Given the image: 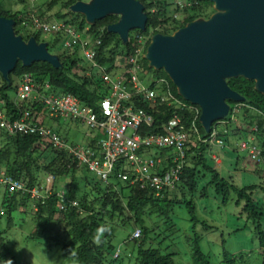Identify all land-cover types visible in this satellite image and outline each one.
I'll use <instances>...</instances> for the list:
<instances>
[{
	"label": "trees",
	"instance_id": "trees-1",
	"mask_svg": "<svg viewBox=\"0 0 264 264\" xmlns=\"http://www.w3.org/2000/svg\"><path fill=\"white\" fill-rule=\"evenodd\" d=\"M18 1L23 3L26 0ZM77 1L83 0H47L48 3L43 2L38 7L36 6L34 12L44 19L46 11L60 5L62 11H55L53 15L56 19L64 20L66 23H78L76 25L79 28H84L87 24L83 16L74 14L70 17L73 13L69 11V7ZM138 1L144 5L148 16L145 30L138 29V36L148 38L144 53L153 35L158 33L171 34L174 30L184 27L191 21L209 18L215 11L213 2L209 0H185L187 7L184 10H178L177 7L169 10L170 5L167 4V0ZM190 3L191 6H189ZM43 5H46L45 13L41 12ZM154 6H156V10L151 12L150 10ZM177 11L178 14L183 15V20L180 22L178 19L180 16H175ZM0 14L15 21V33L21 35L25 41L34 37L37 42H43L41 40L43 35L33 30L32 12L17 11L13 14L12 11L3 8L0 4ZM74 17L78 18L79 22L73 19ZM118 19L119 16L110 15L97 21L91 27L93 33L99 32L101 28L104 29L102 44L98 48L97 61L101 66L105 65L108 70L110 68L108 66H111L116 54L132 52L131 44L136 40L129 35V42L123 46L118 34L108 32L107 27L115 24ZM170 22V26L178 24V27L170 29V26L167 25ZM61 38V33L56 35L54 42L47 43L48 48L59 42ZM71 52V50L65 51L63 49L57 53L62 67L56 68L45 61H35L30 66H23L22 62L19 61L9 73L7 81L0 77V101L3 103L0 108L5 111L9 118L12 120L19 118L25 108H30V112L36 113L37 118L38 111L44 110L42 104L32 100L28 102L16 101V97L10 94L12 88L17 87L19 80L26 73L32 74L36 83H47L55 94H72L82 104L98 111L100 100L106 96L104 90L106 88L99 78V70L94 69L90 76L81 74L80 69L85 73L87 68L82 64L80 65L81 58L78 56L77 49L73 51L74 54ZM140 62L141 65L152 71L156 78H164L166 81L161 87L157 83H152V88L157 90L160 88L170 89L172 95L184 103L185 100L180 96L177 87L166 72L149 67L145 58H142ZM227 82L233 90L242 96V99L239 101L227 100L230 110L225 119L228 124L227 127L232 126L228 133L222 135L224 147L229 144L230 136H236L242 132L247 136H256L254 142L248 143V145L260 146L262 149L261 158L263 157L261 160L264 161V95L255 89L254 80L238 76L228 79ZM185 102L189 103L188 101ZM139 105L152 113L156 119V123L147 131L159 130L161 123L177 113L182 116L187 127H190L197 115L195 120L199 130L203 136H207L199 122L200 108L198 105L191 104L193 109L178 106L176 103L171 107L160 104L151 107L148 102ZM238 111L239 113L242 111L241 115ZM239 115L240 117H238ZM236 117L240 118L242 123L250 125V132L239 126L240 122L236 123ZM52 120L61 119L52 118ZM254 126H257V130H254ZM3 134L2 137L5 141L0 144V171L4 170L13 178L25 182L28 187L38 185L42 174H52L56 179L70 178L67 199L77 200L84 213L79 214L75 208L70 206L66 210H59V199L54 191L45 200V203H39L36 212L37 224L30 238L40 237L48 241L49 246H60L66 254L71 249L76 254V260L79 264H175V252H167V249L173 244H167L163 248L162 246H152V242L149 241H166V238H159L160 240H158L154 235L159 236L156 230L161 226L159 224L161 221L166 226L175 225L171 214L176 206L184 205L188 209L193 223L199 222L195 202L193 198L189 199V197L198 193L199 190H201L200 194L203 192L206 196L207 189L212 183L216 185L218 193L222 191L225 194V201L231 189L235 192L238 205L243 204V211L246 213L247 220L255 226V233L259 237V246L264 253V225L262 223L264 207L257 199L258 191H264L262 183L261 185L250 184L239 188L227 181L225 177L220 175L217 163L209 156L208 146L200 143L195 136L192 138L195 140V144L189 145V149L186 151L187 162L180 183L176 189L167 192L164 197H157L154 190L131 185L129 182L119 179L117 175H113L108 184L100 180H93L88 177V172L91 173L88 168L80 165L63 149L55 148L52 145H46L44 149L36 147L37 138L34 136ZM211 153H213L212 150ZM207 174L211 177L209 181L205 182L204 180L208 178ZM178 192L181 193V197H178ZM187 195L190 196L187 197ZM21 197L18 193H13L12 195L6 194L2 198V206L9 213L7 222L9 227L12 225L11 212L19 206L25 205L24 199ZM130 223L134 226V230L139 226L141 236L132 239L130 235L125 239L127 243L132 242V246L137 249V255L127 252L128 262L123 263L122 251L119 256H114L118 249L114 240L117 227H124ZM101 226L107 228L108 231L103 234L102 243L97 245L93 243V236ZM4 233L0 231V259L11 256V251L5 246ZM191 241L195 264H212L209 256L202 251L201 236L196 234ZM159 242H157L158 245H160ZM230 257L235 260L231 253ZM243 257L244 255L241 254L236 259L242 260Z\"/></svg>",
	"mask_w": 264,
	"mask_h": 264
},
{
	"label": "built area",
	"instance_id": "built-area-1",
	"mask_svg": "<svg viewBox=\"0 0 264 264\" xmlns=\"http://www.w3.org/2000/svg\"><path fill=\"white\" fill-rule=\"evenodd\" d=\"M33 5L38 0H26ZM180 7H184L182 0H177ZM32 26L36 32L44 35H58L61 33V44L66 50L80 49L87 61L84 73L90 76L94 69H98L99 78L106 92L98 105V111L80 102L72 94L57 95L47 83H36L32 74H24L16 87V101H35L44 105V111L50 119L56 118L65 122L86 124L90 129L91 142L86 144L69 143L55 129L44 125L36 113L25 108L20 117L12 120L5 111L0 109V131L7 135L34 136L36 146L44 149L46 145L65 150L80 165L96 175L100 181L108 184L113 175L131 185H138L144 189L154 190L155 196L164 197L167 192L176 189L181 181V175L187 162L189 145H194L195 138L206 144L211 151L212 145L224 146L223 134L227 128H219L224 121L211 124L207 136H203L196 123V117L187 127L182 116L177 113L160 124L159 130L147 131L156 123L153 114L140 103L148 102L154 105L173 106L175 103L184 108L193 109V103L181 102L172 95L170 89H154L146 86L139 78L141 70L140 58L143 55L146 40L136 39L131 45L132 52L118 53L111 63L109 70L97 61L98 48L102 44L103 28L97 33H91L90 26L83 29L65 21L42 20L32 14ZM110 26V25H109ZM160 84L162 80H157ZM1 85V79H0ZM38 115V113H37ZM145 131V132H144ZM248 149V162L260 160L262 149L258 145L243 144ZM160 151L162 154H153ZM211 158L218 163L219 157L211 153ZM118 167L119 170H118ZM55 177L48 175L43 184L28 187L25 182L0 171V191L10 194L18 193L27 197L37 212L39 203L54 192ZM58 197V209L66 210L73 207L79 214L84 211L77 200H68L67 191L55 192ZM141 236V230L136 228L132 239ZM121 253L120 247L115 257Z\"/></svg>",
	"mask_w": 264,
	"mask_h": 264
},
{
	"label": "water",
	"instance_id": "water-1",
	"mask_svg": "<svg viewBox=\"0 0 264 264\" xmlns=\"http://www.w3.org/2000/svg\"><path fill=\"white\" fill-rule=\"evenodd\" d=\"M215 12L197 19L172 34L151 37L145 59L149 67L163 70L185 100L200 107V122L208 132L214 121L227 116L228 99L242 96L227 80L242 76L255 81L264 95V0H209ZM93 25L110 15L119 16L108 32L116 33L124 44L133 29L145 30L147 13L138 0L77 1L69 7ZM15 21L0 14V73L8 80L17 63L30 66L45 61L59 68L57 55L46 42L34 37L25 41L15 33Z\"/></svg>",
	"mask_w": 264,
	"mask_h": 264
},
{
	"label": "rangeland",
	"instance_id": "rangeland-1",
	"mask_svg": "<svg viewBox=\"0 0 264 264\" xmlns=\"http://www.w3.org/2000/svg\"><path fill=\"white\" fill-rule=\"evenodd\" d=\"M46 1L47 0H38L36 6L38 7V5ZM83 1L86 2L89 0ZM0 4L3 8L12 11L13 14L17 11H30L32 9V5L30 3L28 4L27 1L22 3L18 0H0ZM43 6L41 12L45 13L46 5ZM171 9L173 10L172 7L169 8V10ZM59 10H61L60 5H56V7L46 11L44 19L55 20L56 18L53 15L55 11L57 12ZM72 16H74V13L70 15V17ZM178 16H180L178 17V19H180L179 22L182 21L183 15L178 14ZM73 19L79 22L78 18L74 17ZM170 24L171 22L167 25L170 26ZM177 25L178 24H172L169 28L173 29ZM129 35L132 38H138V29L131 30ZM41 40L46 43H52L55 37L46 34L43 35ZM143 40H145V38H143ZM48 50L51 54L57 55V53L62 50L61 43L53 44ZM81 63L87 66V61L83 56H81ZM138 76L146 86H150V84L156 80L154 73L143 65ZM0 77H2L1 73ZM10 94L16 97V88H12ZM2 105L3 103L0 101V106ZM241 113L242 111L239 114L241 115ZM240 115L238 117H240ZM238 117L235 118L236 123L240 122L241 124L239 126L250 132V125L242 123L241 119ZM47 121L46 124L48 125L54 124L53 121ZM61 123H65V129L62 130L64 135H62L66 137L69 143H84L86 134L90 131L86 124L64 121ZM225 125V123H221L219 128L221 129ZM53 126L56 127L58 125ZM56 129H59V127H56ZM254 140L255 137L247 136L242 132L239 135L230 136L229 144L225 147L223 146L224 148L217 145H212L211 148L212 152L216 153L222 162L221 164H217L219 166L220 175L239 188L250 184L261 185V183L264 188V161L251 160L248 162V149L243 147V144L248 145V143H252ZM4 141V137H1L0 143ZM152 153L162 154L160 151H153ZM261 159H263V157ZM218 163L220 162L218 161ZM257 172L260 173V175H258ZM207 175L208 178L204 180L205 182L209 181L211 177L209 174ZM88 177L93 180H99L96 175L89 172ZM58 183H60L59 187L61 189H67L70 178H58L55 182L57 188ZM258 192L257 199H259L264 207V191ZM200 193L201 190L189 197V199L193 198L195 202L196 215L199 222L193 223L188 209L184 205L176 206L171 214L175 225L166 226V224L161 221L159 223L161 226L156 230L159 236L154 235L158 240H160L159 238H166V241H149L152 242L151 245L162 246L164 248L167 244H173L167 249V252H175V264H195L192 256L191 239L194 238L196 234H199L201 236L200 244L202 251L209 256L212 264H264V253L260 249L259 237L255 233V226L251 221L247 220L246 213L243 211V204L238 205L235 192L231 189L225 201V194L222 191L218 193L216 185L212 183L207 189L206 196L203 192L202 194ZM177 194H179V192ZM1 195L2 191L0 192V231L5 232V246L11 251V256L0 259V264H3V261L9 259L13 261V264H71V260L65 257L67 254L64 253L63 248L60 246H49L48 241L40 237L34 239L30 238L37 224L36 209L33 207L36 201L32 203L28 201L27 197H21L24 199L23 203H25V205L19 206L16 210L11 212L10 217L12 219V225L9 227L7 224L9 213L6 212L7 209L2 206L3 197ZM188 196L190 195H187V197ZM178 197H181V193ZM262 223L264 225V215ZM137 227L139 228V226ZM133 231L134 226L132 223L124 227H117L116 229L117 233L114 243L117 247H120L122 251L123 263L128 262L126 254L134 253L137 255V249L132 246V242L127 243L125 241L128 236L132 235ZM157 242H159L160 245H158ZM17 249L19 251H17ZM164 252H166V250H164ZM230 253L234 256L235 260L230 257ZM241 254L244 255L243 259H236L237 256ZM77 264L79 263L77 262Z\"/></svg>",
	"mask_w": 264,
	"mask_h": 264
},
{
	"label": "clouds",
	"instance_id": "clouds-1",
	"mask_svg": "<svg viewBox=\"0 0 264 264\" xmlns=\"http://www.w3.org/2000/svg\"><path fill=\"white\" fill-rule=\"evenodd\" d=\"M154 1H157V0H154ZM184 3H185V6L184 7H180L178 4H177V0H167V4H169L170 5V7H172V8H174V7H177V9L178 10H184L186 7H187V3H186V1L185 0H182ZM29 4V3H28ZM36 4L37 3H35L34 5H33V7H32V9L30 10V12H32V13H35L34 11H35V6H36ZM189 6H191V3L189 4ZM213 8H214V6H213ZM156 10V6H154V7H152L151 8V12H154ZM70 11V10H69ZM215 12V11H214ZM73 13V12H72ZM74 14H78V13H74ZM78 15H80V16H83V15H81V14H78ZM178 15V11L177 12H175V16H177ZM35 16H38L37 14H35ZM39 17V16H38ZM84 17V16H83ZM40 18V17H39ZM40 19H42V18H40ZM84 19H85V17H84ZM204 19H207V18H204ZM42 20H46V19H42ZM55 20H58V19H55ZM70 20V19H69ZM86 20V19H85ZM49 21H54V20H49ZM58 21H64V20H58ZM99 21V20H98ZM195 21V20H194ZM97 22V21H96ZM192 22V21H191ZM70 24H75V26H78V25H76V24H78V23H72V22H69ZM190 23V22H189ZM86 26H90V29H91V27L94 25H90L87 21H86ZM112 25V24H111ZM85 26V27H86ZM78 28H79V26H78ZM80 29H83V28H80ZM107 30H108V27H107ZM178 30V29H177ZM175 32V31H174ZM41 33V32H40ZM91 33H93V32H91ZM95 33V32H94ZM93 33V34H94ZM42 35H44L43 33H41ZM129 34H130V32H129ZM54 36V35H53ZM54 37H56V36H54ZM138 38H145V40H146V44H147V41H148V38H146V37H144V36H142V37H138ZM138 38H135V39H138ZM62 39V38H61ZM61 39H60V41L59 42H57V44H59V43H61ZM150 40H151V38H150ZM55 41V40H54ZM122 41V40H121ZM136 41V40H135ZM44 42V41H43ZM129 42V35H128V40H127V43ZM40 43V42H39ZM127 43L126 44H124L123 43V41H122V45L123 46H126L127 45ZM146 44H145V46H146ZM48 45V44H47ZM145 46H144V50H143V55H142V57L140 58V60L142 59V58H145V54H146V52L144 53V51H145ZM149 46V45H148ZM148 46H147V48H148ZM131 47H132V45H131ZM61 49L63 50V49H65L63 46H62V44H61ZM75 49H77V51H78V54H79V57L81 58V56H82V54H81V52H80V49H78V48H75ZM74 49V50H75ZM74 50H71L72 52H71V54H74ZM65 51H68V50H66L65 49ZM146 51H147V49H146ZM82 64V66H84V67H86L87 68V66L86 65H84L83 63H80V65ZM141 67H142V65H141ZM81 70V69H80ZM80 73L81 74H84L82 71H80ZM157 80H162L163 81V83L162 84H164V83H166V81H165V79L164 78H160V79H158V78H156V80L154 81V82H152V83H157L160 87H161V85L162 84H160V82H157ZM152 83L150 84V86L152 85ZM152 87V86H151ZM161 89V88H160ZM166 90V89H165ZM184 99V98H183ZM185 100V99H184ZM185 101H187V100H185ZM21 102V101H20ZM189 102V101H188ZM194 105H196V104H194ZM199 107V106H198ZM200 108V107H199ZM1 109V108H0ZM201 113V112H200ZM199 118H200V114H199ZM218 121H224L225 122V128H227L228 129V132H229V130H230V128L229 127H227V121H226V119L225 118H223V119H221V120H218ZM199 122H200V120H199ZM214 122H216V121H214ZM213 122V123H214ZM43 123V122H42ZM70 123H73V122H70ZM201 123V122H200ZM202 125V124H201ZM203 127V126H202ZM223 127V128H224ZM90 130V129H89ZM254 130H257V126H254ZM57 131V130H56ZM58 132V131H57ZM227 132V133H228ZM0 133H4V132H2V131H0ZM59 133V132H58ZM6 134V133H5ZM60 134V133H59ZM7 135V134H6ZM64 139H66V137L65 136H63L62 134H60ZM88 136H90V132L88 133ZM254 137H256V136H254ZM67 140V139H66ZM37 141V140H36ZM68 141V140H67ZM90 142H91V138H90ZM90 142H86V143H90ZM86 143H82V144H86ZM36 145V144H35ZM36 147H38V146H36ZM260 147V146H259ZM261 148V147H260ZM65 151V150H64ZM66 152V151H65ZM68 154V153H67ZM208 154H209V156L211 155V151H210V149L208 148ZM261 156H262V154H261ZM72 157V156H71ZM211 157V156H210ZM219 160H220V158H219ZM260 160H261V158H260ZM215 162V161H214ZM220 163H217V164H221L222 162H221V160L219 161ZM216 163V162H215ZM93 174V173H92ZM43 175V174H42ZM44 175H46V178H47V176L48 175H52V174H44ZM54 176V175H53ZM55 177V176H54ZM45 178V179H46ZM45 179L43 180V179H41L40 178V182H39V184H43L44 182H45ZM56 178H55V181H54V183H53V190L55 191V192H57V191H61V190H66L67 191V189H56V187H55V182H56ZM38 184V185H39ZM1 192V191H0ZM8 195V194H7ZM2 197H4V196H6V193H2V195H1ZM38 210V209H37ZM106 231H108V229L107 228H105V227H103V226H101V227H99L97 230H96V232L94 233V236H93V243H95V244H97V245H99V244H101L102 243V236H103V234L106 232ZM17 251H19L18 249H17ZM66 258H69L70 260H71V264H77V260H76V254L74 253V252H72L71 251V249L70 250H68V253H67V255L65 256ZM3 264H13V261L11 260V259H9V260H6V261H3Z\"/></svg>",
	"mask_w": 264,
	"mask_h": 264
},
{
	"label": "crops",
	"instance_id": "crops-1",
	"mask_svg": "<svg viewBox=\"0 0 264 264\" xmlns=\"http://www.w3.org/2000/svg\"><path fill=\"white\" fill-rule=\"evenodd\" d=\"M38 117H39V119L43 122L44 125H47V126H49V127H52L53 129L57 130L60 134H63V135H64V133L62 132V130L65 129V123H61V122L64 121V120H58V121H55V120L50 119V118L47 116L46 112H45L43 109H41V110L38 111ZM47 120H50L51 122L53 121L54 124H52V125H48V124H46V122H48ZM64 122H65V121H64ZM53 125H58V126H56V127H59V129H56V127H54ZM89 132H90V131H89ZM89 132H87V134H86V137H85V139H84V143H86V142H90V138H91V136H88V133H89ZM2 135H4V134H3V133H0V138L2 137ZM0 144H1V143H0ZM45 176H46V175L43 174V175L40 176V178L44 180V179H45ZM57 185H58V188H56V189H61V188L59 187L60 183H58Z\"/></svg>",
	"mask_w": 264,
	"mask_h": 264
}]
</instances>
